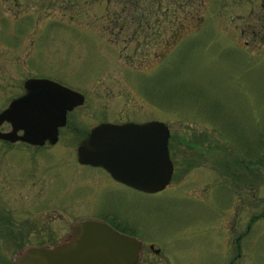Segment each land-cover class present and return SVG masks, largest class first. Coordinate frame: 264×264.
Instances as JSON below:
<instances>
[{
    "label": "rangeland",
    "instance_id": "rangeland-1",
    "mask_svg": "<svg viewBox=\"0 0 264 264\" xmlns=\"http://www.w3.org/2000/svg\"><path fill=\"white\" fill-rule=\"evenodd\" d=\"M17 1L0 0V111L36 77L86 101L56 145L0 142V264L67 241L83 219L140 239L139 264H264V220L228 232L235 198L264 197L229 180L264 166V0ZM154 120L171 132L164 192L78 163L92 126ZM257 201L232 219L248 224Z\"/></svg>",
    "mask_w": 264,
    "mask_h": 264
},
{
    "label": "water",
    "instance_id": "water-1",
    "mask_svg": "<svg viewBox=\"0 0 264 264\" xmlns=\"http://www.w3.org/2000/svg\"><path fill=\"white\" fill-rule=\"evenodd\" d=\"M26 92L0 113V127L12 131L0 139L43 147L56 145L68 114L85 104V96L50 79L31 78ZM171 132L161 121L103 122L90 128L79 143L80 165L102 168L112 178L143 194L164 192L172 183L175 166L170 154ZM143 243L100 219H83L73 225L70 239L55 246H30L16 264H138Z\"/></svg>",
    "mask_w": 264,
    "mask_h": 264
},
{
    "label": "flooded vegetation",
    "instance_id": "flooded-vegetation-1",
    "mask_svg": "<svg viewBox=\"0 0 264 264\" xmlns=\"http://www.w3.org/2000/svg\"><path fill=\"white\" fill-rule=\"evenodd\" d=\"M16 2L18 3V1L16 0ZM25 84V83H24ZM22 92V93H21ZM25 92H26V89H25V85H23L21 88H20V91L19 92H17V97H14L11 101H10V103L7 105V107L5 108V109H3L2 111H0V113L1 112H3L4 110H6L7 108H8V106L11 104V102L14 100V99H17V98H19V97H21V96H23L24 94H25ZM21 93V94H20ZM77 109V108H76ZM141 123H143V122H141ZM5 125H8V126H10L11 127V125H10V123H4L1 127H0V131L1 132H10V131H12V127H11V130H8V131H3L2 130V128L5 126ZM65 128V127H64ZM64 128H61L60 129V134H61V131H62V129H64ZM88 133H89V131H88ZM88 133H87V135H88ZM87 137V136H86ZM0 142H3V143H5V144H10V145H15V144H18V143H20V144H23V145H27L26 143H24V142H17V143H10V142H7V141H4V140H1L0 139ZM238 165H241L240 166V169L243 167L242 166V164L241 163H239ZM258 170H257V174H249L248 173V169H246L245 171L247 172V174H245V175H241V171L240 172H238V171H236V170H234L233 169V167H231V170H230V175H229V180H231V182L233 183L234 181L236 182V183H242L243 182V184H244V186L246 187V186H248V185H253L255 182L259 185V188L261 189V188H263L264 189V185H263V183H264V166H263V163H259L258 164ZM109 174V173H108ZM110 175V174H109ZM112 176V175H111ZM112 178V177H111ZM114 180V179H113ZM117 182V181H116ZM119 183V182H118ZM122 184V183H121ZM126 186V185H125ZM237 187V186H236ZM240 189H241V187H240ZM253 189H255V188H253ZM248 192V191H247ZM232 196H234V195H232ZM244 196V197H243ZM258 196V194H253L250 198H249V196H248V193L247 194H243L240 198L239 197H237V198H239L238 200H236L237 198H235V201L232 203V204H230V209H229V213H228V216H229V222H230V228L228 229V232H229V234L231 235V236H233V234H234V232H236V233H238L239 232V234L237 235V237H239V238H243V237H245V236H247V234L252 230V227H254V225L257 223H259L260 221H263L264 220V197H257ZM233 198V197H232ZM257 199H258V201H257ZM249 201H251V202H258L257 204H259V205H262V212H261V214H259V215H252L251 216V219H250V221H249V223L247 224V222L248 221H246V224H247V226H246V224L245 225H243V223H244V218L243 219H241L242 218V214H244L245 213V211H247V210H249ZM258 205V206H259ZM237 215H241V218H239V217H237L236 218V220L234 221L233 219H234V216H237ZM233 218V219H232ZM248 218V217H247ZM239 219V220H238ZM246 227V228H245ZM122 232V231H121ZM122 233H125V232H122ZM125 234H127V235H130L129 233H125ZM72 236V235H71ZM130 236H133V235H130ZM71 238V237H70ZM237 243V242H236ZM237 247V250L240 252V251H243L242 250V246L241 245H239L238 244V246H236ZM151 249L152 250H154V251H156L155 250V248H154V246H151ZM141 258H142V253H141V257H140V261H139V263L141 262ZM138 263V264H139Z\"/></svg>",
    "mask_w": 264,
    "mask_h": 264
},
{
    "label": "trees",
    "instance_id": "trees-1",
    "mask_svg": "<svg viewBox=\"0 0 264 264\" xmlns=\"http://www.w3.org/2000/svg\"><path fill=\"white\" fill-rule=\"evenodd\" d=\"M23 248H24V246L21 249H23Z\"/></svg>",
    "mask_w": 264,
    "mask_h": 264
},
{
    "label": "bare ground",
    "instance_id": "bare-ground-1",
    "mask_svg": "<svg viewBox=\"0 0 264 264\" xmlns=\"http://www.w3.org/2000/svg\"><path fill=\"white\" fill-rule=\"evenodd\" d=\"M47 144H49V143H47Z\"/></svg>",
    "mask_w": 264,
    "mask_h": 264
}]
</instances>
